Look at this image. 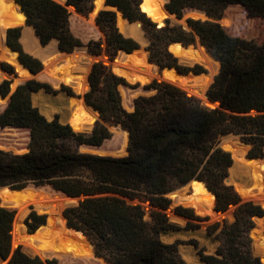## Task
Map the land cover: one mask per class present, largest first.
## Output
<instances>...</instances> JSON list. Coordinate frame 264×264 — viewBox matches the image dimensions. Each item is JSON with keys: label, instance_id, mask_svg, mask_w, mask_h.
Instances as JSON below:
<instances>
[{"label": "trees", "instance_id": "1", "mask_svg": "<svg viewBox=\"0 0 264 264\" xmlns=\"http://www.w3.org/2000/svg\"><path fill=\"white\" fill-rule=\"evenodd\" d=\"M14 1L42 46L55 40L61 52L85 48L89 54H101L100 39L83 42L70 27L72 11L68 7L86 16L92 10V0H66L65 5L55 0ZM141 4L142 0H105L106 6L116 8L125 19L140 23L148 39V59L160 69L201 74V66L181 65L168 52L172 43L188 46L198 39L219 64L206 91L208 100L219 106L210 109L175 84L153 80L142 87L148 94L136 96L131 111H127L118 88L130 85L98 61L88 73L89 89L83 99L98 113L99 120L89 134H84L74 132L57 116L47 119L33 106L32 94L41 89L50 91L49 85L30 79L9 95L10 81L3 80L0 97L6 101L0 111V129L27 130L28 143L24 153L0 150V187L79 199L62 214L69 227L91 242L94 255L60 259L72 258L84 264H94V259L104 264H185L178 252L180 241L166 244L161 236L197 228L190 221L198 218L192 210L178 206L173 212L188 221L183 228L171 223L165 213L170 206L166 195L197 179L214 194L216 211L224 213L234 207L231 222L223 220L207 227V233L216 234L220 244L212 255L199 250L200 261L263 264L253 255L250 231L253 217L264 221V209L252 201L241 202L232 186L225 184L232 159L218 142L221 136L238 135L249 146L250 158H264V0H167L166 10L178 18L195 12L207 17L188 19L189 30L169 19L158 26L141 10ZM115 20L112 10H102L95 18L110 59L117 51L130 53L139 48L135 40L119 32ZM20 35L21 27L7 29L6 44L31 73L37 74L42 70L41 63L22 50ZM1 68L13 73L8 64L3 63ZM136 74L129 71L126 75L138 80L150 78ZM111 125L124 130L123 144L128 133L126 156L79 151L80 145L98 147L108 140L111 133L107 126ZM33 198L49 199L44 195ZM141 202H148L152 208L149 221ZM14 216L13 208L0 205V259L7 264H59L56 259L30 256L20 246L13 249ZM24 223L33 233L45 224V215L30 212ZM72 235V247H76L79 234L72 231Z\"/></svg>", "mask_w": 264, "mask_h": 264}, {"label": "rangeland", "instance_id": "2", "mask_svg": "<svg viewBox=\"0 0 264 264\" xmlns=\"http://www.w3.org/2000/svg\"><path fill=\"white\" fill-rule=\"evenodd\" d=\"M144 1H145V5H146L144 12L146 13V15H148V17L151 20L156 22L158 26H161L162 23H160V21L166 17V12L164 11L163 6L167 0H144ZM104 10H109V9H104ZM90 12L88 13V15L83 16V15L77 13L74 9H72V12L70 13L71 14L70 27H71L72 32L78 38H80L83 42H87L88 40H91V39L92 40L100 39L102 41V52L98 56L89 54L85 48H81L79 50L82 53L83 52L86 53L87 56L90 57V58H88V61L90 63L86 60L83 61L84 64L88 65V69H89L87 72L86 78L88 77V73H89L93 63L101 61L103 64L108 66L114 74L124 78L126 83L128 85H130V87L129 86H120L118 89H119V93L121 96V101H122V105H123L124 109L127 111H131V110H129V107L132 105L133 99L136 96L148 94L147 92H144V90H142V87L144 85L149 84L153 80H157V81H166V80H164V79L160 80L158 77H150L147 80H138V79L128 77L126 75L127 73H122V72H118V71L114 70V68L109 63V60H113L114 58L117 59L120 56V54H124V53H119V51H117V53L113 57V59L109 58L108 53L106 51V46L104 43V35L101 33V31L99 30V28L95 24L96 16L92 17ZM187 17H189L191 19H195V20L196 19H200V20H206L207 19V17L205 18V15H203L199 12L192 13L191 15H189ZM23 18L24 17L21 14L18 5H15L11 0H0V24H2L5 28L6 27H14V26L15 27H21V35H22V31L24 29V26H18V25H23V23H24ZM115 19H116L115 20L116 21V27L119 30L120 22H118L116 15H115ZM169 20L172 24L174 23L173 20H171V19H169ZM222 21H221V24L225 25V24H223ZM123 22L126 23L125 21H123ZM136 23L137 22H132L131 25H136ZM229 24H230V21H228L227 25H229ZM137 28L140 30V33H141V35H140L141 36V39H140L141 42H138L137 39L130 34L126 35L124 31H122V32L119 31V32L122 33L125 37H129V38H132L133 40H135L137 42V44L139 45V48L142 51H143V49L145 50V51H143V52L141 51V52L145 54V61L147 62L148 67L155 70V73L159 75V73H160L159 67L156 64L150 62L148 59V51L146 50V47L148 45V39L145 36V33H144L143 29L141 28V25L137 26ZM1 33L2 34H0V37L4 43V33H3V31ZM197 41L198 40L196 39L194 44L197 45V49H198L199 47H198ZM19 43L22 47V50L26 54L31 56L32 58L37 59L41 63V66H42V70L40 72H38L37 74H34L33 76L29 75L26 78L22 77L19 84H21L27 80L34 79L36 81L46 83L47 85H49L50 91H45L44 89H41L40 91L32 94V97H31L32 104H33V106L37 107L39 109V111L41 112V114L44 115L47 119H52L53 117L57 116L61 123L68 124V122H69L68 117L70 116L71 110L73 108V105L71 103V99L72 98L73 99H77V98L83 99L84 93H86L89 89L88 83H87L88 87L85 89V91L83 93L76 94L71 87L64 85L58 81H55L52 78H50L49 76H47L46 74H44L43 70L45 68V65L42 63V61L40 59L32 56V54H30L27 51V46H26L27 43L24 41L23 38L19 39ZM53 43L56 45V43L54 41H50L47 45L42 46L38 40V44L43 48L50 45V44H53ZM174 47H173V49H174ZM177 47H179V46L177 45ZM180 49H182V48H180ZM74 51H78V50H74ZM183 51H185L187 53V55L189 54L188 55L189 57L190 56L192 57L194 54L193 51H190V50H183ZM168 52H170L173 55V57H175L177 59L178 63L181 65H185L188 67H193L194 65L201 66V68H202L201 73L206 74L204 79H206V80L209 79V83L206 87V91H207L209 85L212 82V78L218 72V69H219L218 62H216L207 53V51H206V55L211 61L209 66H205V65H203L197 61H195L194 64H185L186 63L185 59L188 58L186 56V53L175 54L173 51L171 52L170 50H168ZM17 57H18V54H17ZM91 58H95V59H91ZM3 63L10 65L12 67L13 72L14 71L17 72L15 67L5 60H0V68H1V65ZM124 66H131V65L130 64H124ZM132 67L135 69H140V67H137L134 65ZM130 71L136 73V71H133V70H130ZM165 72H168V71H165V69H164L163 73H165ZM6 73L7 72H5L1 68V70H0V82L3 80H8ZM189 73H192V72L186 73L187 75L190 76V78L198 79V77H192ZM187 75H183V76H187ZM145 76H147V75H145ZM147 77H149V76H147ZM166 82H168V81H166ZM136 84H138L139 87L132 88V86L136 85ZM15 85L18 86L17 84H15ZM15 85L14 86L11 84L9 85V89H10L9 95L14 91ZM54 86H56V87H54ZM185 92L187 93V91H185ZM191 96H194V95H191ZM194 97H196V96H194ZM197 99L199 100V102L203 106H206L205 102H203V100H201L199 98H197ZM5 101H6V98L2 99L0 97V111L4 107ZM97 120H99V119H96V115L93 114V121L90 124L92 128L94 126V123ZM107 127H108L109 132L111 133V137L108 140H105L98 147H92V146H88L85 144L80 145L79 151L83 152V153H92V154L111 156V157L126 156L127 155V145H128V134L125 135L126 136V142H125V144H123L122 135H123L124 130H122L119 126H112L111 125V126H107ZM80 132L82 133V131H80ZM80 132H77V133H80ZM84 134H89V133H84ZM27 143H28V131L27 130L15 129V128L0 129V150L8 151V152H11L14 154L24 153L26 151ZM258 166L259 165H257V167ZM259 170H260L259 177L261 179V184L263 186L262 180L264 179V172H262L261 167H259ZM252 182H253L252 177L250 175L238 174V175L234 176L233 181L228 183L227 185L232 186V188L235 191L234 187L236 185H246L247 188H253ZM180 188H186V190L184 191V194H186V195L190 194V196L203 194L206 191L203 184H201L200 182H196V181L191 183L190 185L187 183V184H185V185H183L177 189H180ZM235 192L237 193L241 202H245V200L242 199L241 195H239V193L237 191H235ZM169 194H172V193H169ZM1 195L3 197L7 198V200L10 202L12 207L19 209V212L15 215V218H17V216H18L17 222L19 221V219H22L24 216H25L24 217V219H25L26 216L30 212H35L37 215H45V222H47L44 227H42L38 231H35L34 234L24 233L22 231V229H20V227H22V225L18 224V227H19L18 231L20 232V235L18 236L17 244L15 246H12L13 249L16 248L17 246H20L22 251H24L26 254H28L30 256L36 255V256L40 257L42 260L56 259L59 264H72V263L84 264V263H81V262H78L75 260H71L72 258L60 259V258L67 257V256H71L73 258H81V259H85V258L88 259V258L93 257V254L91 253V248L88 244V240L85 239L84 237L80 236V235L79 236L77 235L78 236L77 237L78 242L76 244V247H72L73 246L72 230L67 229L65 227V219L62 216L63 210L66 207L76 205L78 203L79 199H71L70 198V202L67 205H59V206L55 207V206H52V204H51L54 200L57 199L55 197H51V199L48 196L47 197L49 199H47V198H37V199L33 198L35 195H43L42 193H37V192H33V191H22V192L21 191H9L7 189H4L3 191H1ZM166 197L170 200V206L165 211V213H166L168 220L170 222L178 223L180 225H185L186 221H188L187 218L180 219V218L174 217L173 209L175 207H178V206L182 207L184 209L192 210V213L198 219L197 220L191 219V221H190L192 224L197 225V228L187 229L185 231H181L178 233L176 232L174 234H166L164 237L166 239H169V240L174 239V241H176V240L180 241V244L178 245V252H179L180 257L183 259L185 264H203L200 261L198 251L201 250L203 254L212 255L215 253L216 248L220 244V240L215 238L216 234L209 235L207 233V227L209 225L215 223V222H219L220 224H222L223 220H226L227 222H231L233 220L232 214H233L234 207H230L226 212H224V214L222 216L219 217V219L211 220V218L208 216L196 214L195 211L190 206H187V205H184L181 203H176L173 197L171 198L167 195H166ZM182 197H185V196H182ZM66 199H69V198H66ZM246 201H252L254 203L259 204L262 207L261 203H259V202H256L253 200H246ZM128 202L129 203H137V201H129V200H128ZM140 204L145 211V219L147 221H149L151 219V217H150V211L152 210L151 206L149 205L148 202H141ZM45 207L50 208L49 210H47L48 215L46 213H44ZM259 220H262V218L253 217L254 227L251 230L252 232L255 231V228L258 226ZM220 228H221V226L217 230V233L220 230ZM251 231H250L251 247L253 248L252 242L254 240V237L251 235ZM65 232L67 233V238L63 236V238H65V241L63 242L62 238L59 239V237L62 234L65 235ZM26 242L35 245V248H36L35 253H31V252L26 250V247H25ZM55 242L59 245V247L55 248V247L50 245V244H54ZM194 244H196L197 246H195ZM0 264H7V260L0 262ZM85 264H87V263H85ZM94 264H104V262L101 259H94Z\"/></svg>", "mask_w": 264, "mask_h": 264}, {"label": "bare ground", "instance_id": "3", "mask_svg": "<svg viewBox=\"0 0 264 264\" xmlns=\"http://www.w3.org/2000/svg\"><path fill=\"white\" fill-rule=\"evenodd\" d=\"M55 1L62 4V2L59 0H55ZM100 1L101 0H99L98 3H100ZM68 9L72 11V8L68 7ZM23 21H24V18H23ZM119 22H120V28H119L120 32L124 31L127 34L134 36L138 40L141 39V36H140L141 33H140V30L137 28V25H131V24L124 23L121 19L119 20ZM18 26H24V29L22 31V35L20 36V38H23L24 41L27 43L26 44L27 51L30 54H32V56L40 59L42 63L45 65L43 73L49 76L50 78H52L53 80L71 87L76 94L83 93L85 89L88 87L86 76L89 70L88 65L84 64L83 61L85 60L88 61V58L90 57L87 56L86 53L84 52L82 53L79 50L71 52L69 54L59 53L55 49L54 43L43 48L38 44V38L36 37L32 27L25 26L24 23L23 25H18ZM0 34L2 33L0 32ZM141 51H142L141 49H137V50L132 51L130 55L120 54V56L116 59V62L118 64L122 63L123 65L130 64L131 66H128L129 69L136 71V73L142 72V75L159 78V75L155 73V70L148 67L147 62L145 61V54L142 53L143 51L142 52ZM172 51L175 54L186 53L185 51H183L177 46H175ZM193 53H194L193 56L192 57L190 56L191 59L205 66L210 65L211 61L207 57V55L205 54L202 48L199 47L198 49L193 51ZM15 54L16 52L11 51L3 43L0 37V60H5L9 62L10 64H12L17 70V72L21 75V77L23 78L28 77L30 75V72L27 69H24L21 67V65L17 62V58H16L17 54L16 55ZM186 56H187V53H186ZM91 59H95V58H91ZM133 65L140 67V69L133 68L132 67ZM163 79L187 91L189 95H194L197 98L203 100V102H206L205 91L209 83V79L207 80L204 79V83L202 84L200 91L198 90L191 91L188 89V85L191 82L197 81V79L195 78L194 79L190 78L189 75L181 76V75L175 74L173 71L172 72L168 71V72L163 73ZM71 103L73 105V108L71 110L70 116L68 117L69 118L68 124L71 126V128L74 131L80 132L85 128L86 125H90L92 123L94 113L86 106L83 99H80V98L73 99L72 98ZM248 164L250 165V170H248L247 172H244V171L237 172L236 175H238L239 173H243L244 175H250L253 181L252 182L253 188H247L246 185H236L234 187L235 191H237L239 195H241L242 199L245 201L246 200L262 201L261 205H262V208H264V186H262L261 179L259 177V173H260L259 166L257 167V164L254 161H250ZM261 169L262 171H264V166H261ZM45 196H48V195H45ZM167 196L171 198L173 197L176 203H181V204L190 206L195 211V213L198 215L208 216L211 218V220H216V219H219L220 217L219 214L215 213L212 210L214 196L207 190L203 194H198L194 196L193 195L190 196V194L185 195V197L175 196L173 194H168ZM55 198L57 199L51 203L52 206H55V207L59 205H67L70 202V198L66 199V198H61L59 196H55ZM17 219H18V216L13 221V230H12V234H13L12 245L13 246L17 244L18 236L20 235V232L18 231L19 227L17 224ZM63 236L67 238V233L65 232V235L62 234L59 237V239L62 238L64 242L65 238H63ZM258 239L260 240V246L262 250L264 251V235L258 234ZM50 245L55 248L59 247V245L56 242ZM253 246L257 249V252H258L259 245L253 244ZM25 247H26V250L31 253L36 252L35 245L33 244L26 242ZM261 262L264 263V257L261 259Z\"/></svg>", "mask_w": 264, "mask_h": 264}, {"label": "water", "instance_id": "4", "mask_svg": "<svg viewBox=\"0 0 264 264\" xmlns=\"http://www.w3.org/2000/svg\"><path fill=\"white\" fill-rule=\"evenodd\" d=\"M15 4H17L14 0H12ZM62 2V5H65L66 3V0H59ZM99 0H92V10L90 12L91 16L94 17V16H97L98 13L104 9H109V10H112L115 12V15L118 19V22L119 20L121 19L122 21H125L127 24H131L132 22H130L129 20L125 19L122 14L114 7H110V6H106L105 5V0H101L100 3H98ZM167 2V1H166ZM18 5V4H17ZM145 1L142 0V4H141V10L144 12V9H145ZM19 7V10L21 11L20 9V6L18 5ZM72 8V7H70ZM164 8V11L166 12V17L164 19H171L173 20V24H177V25H180L182 26L184 29H187L189 30V24H188V19H190L189 15L191 14H187L186 16H184L183 18H178L176 17L175 15L173 14H170L166 8H165V4L163 6ZM73 9V8H72ZM21 13L23 14V12L21 11ZM201 14H203L202 12H199ZM24 15V14H23ZM204 15V14H203ZM148 16V15H147ZM206 18V16H205ZM164 19H162L160 21V23H162V25L164 24ZM153 21V20H152ZM154 22V21H153ZM156 23V22H154ZM24 25L25 26H28L26 24V21H25V15H24ZM137 26H140V23H136ZM9 28H13V27H4L2 24H0V32L3 31L4 33V44L9 48V46L6 44V40H5V37H6V31L7 29ZM35 33V32H34ZM126 35H129L127 33H125ZM138 40V39H137ZM198 40V39H197ZM56 43L55 45V49L59 52V53H65V52H61L58 47H57V42L55 40H52ZM138 42H141L140 40H138ZM198 42V47L202 48L203 51L205 52L206 54V50L203 46L200 45L199 41ZM40 43V42H39ZM179 46L180 48H182L183 50H190V51H195L197 49V45L196 44H192V45H188V46H183L182 44L180 43H172L168 46V50H170L172 52L173 50V47L174 46ZM11 51H13L11 48H9ZM81 48H76L75 50H80ZM137 49H140V48H137ZM136 49V50H137ZM143 51H145L143 49ZM119 53H124L125 55H130V53L128 52H125L123 50H120ZM17 54V53H16ZM66 54H69V53H66ZM187 57L189 58H184L185 59V64H194V60L193 59H190V57L187 55ZM16 58H17V62L21 65L22 68L24 69H27L19 60V58L17 57L16 55ZM183 59V60H184ZM116 59L114 58L113 60H109V63L110 65L114 68V70L118 71V72H122V73H128L130 71L129 67L128 66H124L122 64H118L117 62H115ZM164 69L165 71H174L177 75H187V74H182L180 72L177 71V69L175 68H163V69H160V73H159V79L163 80V72H164ZM1 70V68H0ZM28 70V69H27ZM29 71V70H28ZM30 72V71H29ZM7 74V77H8V80L10 81V84L11 85H15V84H19V82L21 81L22 77L19 75V73H17L16 71H14L13 73L9 74V73H6ZM142 74V72H140L139 74H136L137 76ZM192 77H198L197 81L195 82H191L189 85H188V89L191 90V91H195V90H198L200 91V88L202 87V84L204 83V77L206 74H194V73H189ZM30 75H34L33 73L30 72ZM212 81H213V78H212ZM87 83H88V77H87ZM212 83V82H211ZM16 85L14 87V90L16 89ZM205 97H206V102H205V105L206 107L210 108V109H214L216 107L219 106V103L217 102H211L210 100H208L207 96H206V91H205ZM78 99V98H77ZM84 100V99H83ZM86 104V103H85ZM86 106L96 115V119H99V116H98V113L93 111L87 104ZM91 125H86L85 128L82 130V133H90L91 132ZM75 132H79V131H75ZM128 134V133H127ZM218 147H220L222 150L224 151H227L230 153L231 155V159H232V165L231 167L229 168V171H228V177L225 179V184H228L230 182L233 181V177L236 176V173L237 172H241V171H244V172H247L248 170H250V165L248 164L250 161H254L257 165H259V167L261 166H264V158H250L248 156V149H249V146L244 144L240 137L238 135H234V134H229V135H226V136H221L219 138V142H218ZM264 172V171H262ZM239 174H243V173H239ZM201 182L203 183L204 187L207 189V191H209V189L206 187L205 183L202 182V181H199L197 179H192L188 182V184L190 185L191 183L193 182ZM262 183H263V186H264V179L262 180ZM4 189H7L9 191H35L33 189H21V190H13L11 189L10 187L8 186H4V187H0V205L1 206H4V207H8V208H13L15 210V215L19 212V209L15 208V207H12L10 202L7 200L6 197H3L1 195V191H3ZM186 190V188H180V189H177V190H174L173 192H171L173 195L175 196H185L186 194H184V191ZM213 196L214 194L209 191ZM256 202H259V203H262V201H256ZM214 206H215V196H214V201H213V206H212V210L219 214L220 216H222L224 213L222 212H218L214 209ZM50 208L49 207H45L44 208V213H47V210H49ZM63 216V214H62ZM25 217V216H24ZM24 217L19 220L17 222V224H20L22 225V227H20V229H22V231L26 234H34L35 232L33 233H30L28 232V230L26 229V226H25V223H24ZM48 217V216H47ZM15 218V216H14ZM63 218L65 219V217L63 216ZM14 221V220H13ZM47 222H45L44 225L40 226L36 231H38L39 229H41L42 227H44L46 225ZM65 227L67 229H70L76 233H78L80 236L84 237L85 239H87V237L80 231H77L71 227H69L66 223V219H65ZM12 230H13V225H12ZM12 234V232H11ZM258 234H262L264 235V221L263 219L262 220H259L258 221V226L255 228V231H251V235L254 237V240H253V244H258V252H257V249L253 246L252 248V252H253V255H255L256 257H258L259 259H262L264 257V251L262 250L261 246H260V240L258 239ZM12 240H13V234H12ZM88 240V239H87ZM88 244L91 248V253L94 255V250H93V245L91 244V242L88 240ZM0 262H3V260L0 259Z\"/></svg>", "mask_w": 264, "mask_h": 264}, {"label": "crops", "instance_id": "5", "mask_svg": "<svg viewBox=\"0 0 264 264\" xmlns=\"http://www.w3.org/2000/svg\"><path fill=\"white\" fill-rule=\"evenodd\" d=\"M173 214H174V217H176V218H180V219H183V217H181V216H179V215H177V214H175L174 212H173ZM171 223H173V224H176V225H178V226H180V227H184L185 225H180V224H178V223H174V222H171ZM186 223H187V221H186ZM181 231H185L184 229H181V230H179V231H170V232H167L166 234H174V233H178V232H181ZM166 234H164V235H162L161 236V240L164 242V243H166V244H171V243H173L174 242V239H171V240H169V239H166L164 236L166 235Z\"/></svg>", "mask_w": 264, "mask_h": 264}]
</instances>
